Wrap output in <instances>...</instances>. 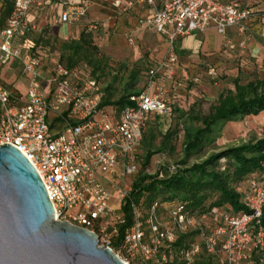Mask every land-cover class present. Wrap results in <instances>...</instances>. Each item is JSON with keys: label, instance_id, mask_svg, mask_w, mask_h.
<instances>
[{"label": "built area", "instance_id": "2783aa9c", "mask_svg": "<svg viewBox=\"0 0 264 264\" xmlns=\"http://www.w3.org/2000/svg\"><path fill=\"white\" fill-rule=\"evenodd\" d=\"M11 3L0 29V65L21 62L27 91H13L0 82V145H13L34 166L56 220L94 232L99 245L115 253L112 238L124 223L121 205L140 167L145 118L171 113L168 85L179 71L174 41L209 29L222 36L229 28L244 33L253 11L217 0H114L123 10L149 6L151 14L139 18L138 24L162 35L169 46L147 71L143 88L115 111L101 106L103 86L88 67H67L54 57L44 64L43 51H32L27 35L36 29L27 14L31 8L43 9V0ZM85 10L83 3L68 8L59 21L70 23ZM97 26L90 22L88 30ZM127 42L134 40L128 36ZM208 74L214 75L213 67ZM192 80L200 81L197 76ZM241 202L248 211L211 206L202 214L180 202H154L145 218L141 207L132 203V224L116 247L124 257L115 254L125 264H254V253L264 247V179L247 180ZM191 232L195 240L176 245L179 236ZM259 262L264 264V253Z\"/></svg>", "mask_w": 264, "mask_h": 264}, {"label": "trees", "instance_id": "16d2710c", "mask_svg": "<svg viewBox=\"0 0 264 264\" xmlns=\"http://www.w3.org/2000/svg\"><path fill=\"white\" fill-rule=\"evenodd\" d=\"M4 1L5 4L3 3L2 7L6 6L3 8L2 19H7L12 3L11 0ZM44 34V30L38 32L39 36L43 37ZM48 37L51 36L48 35ZM52 39L58 40V37ZM93 39V32L83 29L76 38L62 40L58 47V59L67 67L85 65L91 75L99 80L107 75L108 64ZM37 49L43 51L44 61L46 59L44 48L36 47L35 51ZM206 75L210 77L208 68ZM176 79L175 76L169 84H175ZM138 80L139 72L130 69L123 93L117 99L111 97V84L103 86L101 106L111 107L116 111L127 105V97L138 93L143 88L144 83L138 90L131 89ZM170 103V114H148L146 116L141 142L145 143V132L151 117L158 123L177 112L183 133L184 157L176 166L162 165L157 172L151 174L146 170L150 158L154 152L162 151L165 145L161 142L156 151L148 150L147 147L144 159L142 163H139V170L133 176L130 190L123 199L120 213L124 217V223L119 227L118 235L112 238L113 247H118L125 228L132 224V203L141 207L143 218L149 206L154 202L158 204L169 201L180 202L194 214H202L211 206L229 211H248L241 202L246 190V181L251 178L264 179V136L237 145L226 146L217 152H212L200 162L186 164V159L201 151L204 143L210 141L208 137L219 132L226 122L242 120L248 115H257L264 111V78L249 80L245 85L235 80L234 91L219 94L216 102L206 113L199 111L198 102L185 112L180 111L172 100ZM185 117L187 121L184 120ZM261 225L264 229V212ZM195 238L193 232L181 235L176 245H183ZM263 253L264 247L254 253L252 257L254 264H261L259 260Z\"/></svg>", "mask_w": 264, "mask_h": 264}, {"label": "rangeland", "instance_id": "374dc122", "mask_svg": "<svg viewBox=\"0 0 264 264\" xmlns=\"http://www.w3.org/2000/svg\"><path fill=\"white\" fill-rule=\"evenodd\" d=\"M3 3L5 4V1ZM5 6L0 9V27H3L6 21L5 18L2 19ZM77 29L79 30V27ZM44 32L45 34L42 37L38 35V31H31L27 35V39L33 44V52L36 47L44 48L46 55L45 64L49 62L51 57L59 58V44L62 40L67 39L61 37L58 40L52 39L56 36L49 35L52 38L48 37L47 34H50V32L47 29ZM93 36L94 43L105 56V61L108 64L107 75L99 78V81L102 86L111 84L110 93L112 99H117L123 93L130 69H135L139 72V80L131 89H140L146 78L147 70L157 62L155 54L159 52V48L156 52L143 50L135 45H129L126 41V36H123V41L120 43L121 49L117 50L118 46L116 47L115 40L111 38L112 35L103 37L102 32L95 29ZM214 60L208 63L214 68V75H209L210 77L206 75L207 66L193 69L184 67L179 69L176 75V83L168 85V96L180 111L185 112L190 106L198 102L199 111L206 113L216 102L219 94L234 91L235 80L239 84L245 85L249 80L264 78V65L257 67L252 63L240 64L238 62L236 64V59L230 62L229 59L222 56L216 57ZM21 68L22 63L19 61H15L10 65H0V82L10 85L13 91L19 89L25 94L27 86ZM195 76L199 77V82L192 80ZM64 108L65 106H62L61 110ZM184 120L187 121L186 117ZM254 123L255 118L253 117H246L241 122H226L219 132L208 137L210 141L204 143L201 151L186 159V164L191 165L194 162H200L212 152H217L226 146L237 145L241 142L264 136V125L253 127ZM145 135V143L148 146L141 142L138 149L139 163H142L148 148V150L156 151L161 142L165 145L162 151H156L151 156L146 167L148 173L154 174L162 165L176 166L183 159V133L177 112L158 123L151 117ZM114 252L120 257H124V252L117 250L116 247H114ZM133 261L135 262V260Z\"/></svg>", "mask_w": 264, "mask_h": 264}, {"label": "crops", "instance_id": "0c3cea01", "mask_svg": "<svg viewBox=\"0 0 264 264\" xmlns=\"http://www.w3.org/2000/svg\"><path fill=\"white\" fill-rule=\"evenodd\" d=\"M114 0H43V9L31 8L27 19L36 31L47 29L48 35L58 38H76L81 30L87 29L90 22H96L95 28L102 32L103 37L112 35L116 42V49L120 50L123 36H130L135 45L143 50L159 52L155 54L157 62L167 53L168 41L160 34L147 31L138 24V19L151 14L152 9L147 5H136L128 10L115 6ZM124 1V0H121ZM232 3L238 8H251L253 14L245 22V32L239 33L236 28H229L225 36L209 29L204 32H193L177 38L173 43V52L177 57L176 68L212 67L208 63L222 56L230 62L252 63L257 67L264 65V0H217ZM4 1H0V9ZM85 5V14L70 23H60V13L79 4ZM6 24V21H5ZM0 27V29L4 28ZM79 27V30L77 29ZM95 29L91 31L94 32ZM230 44L226 43V39ZM116 50V51H117ZM118 52V51H117ZM15 62V61H13ZM13 62L9 63L12 64ZM15 85V84H14ZM246 117L255 118L253 127L264 125V111L257 115ZM244 117V119L246 118ZM231 121V122H241Z\"/></svg>", "mask_w": 264, "mask_h": 264}, {"label": "water", "instance_id": "95a60500", "mask_svg": "<svg viewBox=\"0 0 264 264\" xmlns=\"http://www.w3.org/2000/svg\"><path fill=\"white\" fill-rule=\"evenodd\" d=\"M0 264H125L96 234L58 221L25 155L0 145Z\"/></svg>", "mask_w": 264, "mask_h": 264}]
</instances>
